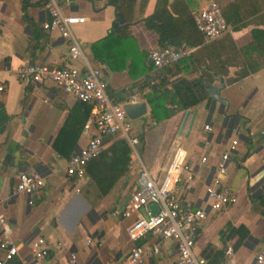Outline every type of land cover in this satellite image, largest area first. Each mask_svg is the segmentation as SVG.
<instances>
[{
    "label": "crops",
    "instance_id": "obj_1",
    "mask_svg": "<svg viewBox=\"0 0 264 264\" xmlns=\"http://www.w3.org/2000/svg\"><path fill=\"white\" fill-rule=\"evenodd\" d=\"M159 1L73 0L63 4L64 13L85 19L72 33L89 62L103 69L112 100L124 103L133 98L147 103L143 90L149 89H142V83L155 72L147 52L158 48V37L144 18L154 13ZM209 1L168 0V8L174 16L182 12L194 15ZM212 1L222 5L235 0ZM258 4L262 11L250 18L247 27L227 35L237 48L251 42L253 30L264 28V0ZM44 5L45 0H0V83L4 86L0 91V215L18 248L6 264H73L72 256L74 264H110L123 262L137 245L151 247L157 242L151 234L135 242L127 236L136 215L124 219L113 213L120 211L137 187L135 158L160 181L177 148L187 151V169L181 173L175 196L183 205L206 211L195 236L194 255L208 264H222L225 250L232 246L235 263L255 264L256 253L264 247V69L226 83L239 67L231 63L224 71L210 52L195 48L201 67L183 69L178 77L194 80L207 76L209 69L213 73L220 69L222 74L213 76L209 97L190 108L195 115L190 113L183 131L179 133L186 111L155 123L147 103L145 120L137 119L140 132L131 135L140 144L137 157L124 139L107 136L104 153L86 165L83 177H69L65 170L68 159L94 133L84 129L91 105L50 81L29 84L17 77L26 64L54 68L66 58L69 40L44 28L51 20ZM125 25L126 36L114 33ZM219 44L229 47L224 39ZM174 79L166 73L164 90H171ZM160 80L154 84L159 85ZM211 87L219 89L220 100L211 96ZM121 91H126L122 98L117 95ZM122 140L130 154L109 150ZM232 141L238 143L227 161L223 182L236 202L222 211H209L206 195L219 157ZM22 173L40 174L43 188L31 195L15 194ZM37 238L46 241V259L31 256L30 243ZM176 258L174 243L161 241L159 253L141 264H173Z\"/></svg>",
    "mask_w": 264,
    "mask_h": 264
},
{
    "label": "built area",
    "instance_id": "obj_2",
    "mask_svg": "<svg viewBox=\"0 0 264 264\" xmlns=\"http://www.w3.org/2000/svg\"><path fill=\"white\" fill-rule=\"evenodd\" d=\"M73 0H45V9L51 20L45 23L44 28L49 32H57L62 37L68 38L67 55L60 67H49L42 64H26L17 72L19 81L29 84H38L43 81L54 83L59 89H64L78 101L91 105V113L84 125L85 131L90 129L94 133L90 136L86 146L67 161L66 173L69 177H83L86 165L103 152V140L107 136H118L129 144L133 155L137 157L139 141L131 137L130 120L124 109L125 103H135L131 98L124 103H114L110 98L104 78L103 69L95 67L83 54L81 47L73 35V27L83 23L84 18L64 13L63 4ZM193 20L203 37L204 44L220 39L231 27L224 19L219 5L214 1L198 10L193 15ZM194 49L182 48L176 50L171 47L150 49L147 57L155 70H161L169 65L179 62L182 57L193 52ZM4 86L0 83V91ZM208 129V126H205ZM237 141H232L225 152L220 155L216 171L212 179L213 185L209 187L206 195V207L209 211L219 212L234 204L229 186L224 185L227 161L237 146ZM187 151L177 148L167 165L163 178L158 181L152 178L145 164L135 158L133 164L138 171L137 187L129 195L122 210L113 213L120 218H130L136 215L135 220L128 228V238L135 242L146 235L155 237L157 242L151 247L137 245L133 247L128 257L123 262L112 261L110 264H141L147 257L159 253L161 241L174 243L177 258L173 264H208L203 258L196 257L193 253L195 236L200 229L201 222L206 218L204 209L193 208L190 204L183 205L176 198V187L180 176L185 169ZM206 159H202L205 163ZM44 186V179L38 173H22L15 185V194L31 195ZM155 204L158 212L152 215L149 205ZM144 214H140V211ZM90 241L87 242L89 244ZM0 250L3 259L0 264H6L18 253V248L10 236L5 219L0 215ZM31 256L36 260L46 259L49 256L46 241L43 238L34 239L30 243ZM226 261L222 264H237L233 260L232 246L225 250ZM75 256L71 262L75 263ZM255 264H264V247L254 257Z\"/></svg>",
    "mask_w": 264,
    "mask_h": 264
},
{
    "label": "trees",
    "instance_id": "obj_3",
    "mask_svg": "<svg viewBox=\"0 0 264 264\" xmlns=\"http://www.w3.org/2000/svg\"><path fill=\"white\" fill-rule=\"evenodd\" d=\"M113 3L116 4L115 0H113ZM219 7L224 19H226L233 31L247 27L250 18L258 15L262 11L258 0H235L219 5ZM144 21L146 26L157 35L158 48L171 47L176 50L182 48H203L201 50L210 52V57L214 58L217 65L223 68L224 71L227 69V65L231 63L233 66H238L239 70L234 73L233 77H228L226 83H234L264 69V28L253 30L251 33V42L240 48H237L232 42V39L227 36L229 32L223 35L220 40L217 39L207 46L204 44L203 37L195 24V20H193L191 12H185V14L182 12L177 16L172 15L168 8V0H160L154 13L145 17ZM128 32V25L114 31V33H117L121 37L126 36ZM223 39L228 42L229 47L219 44ZM194 52H190L182 57L179 62L158 71L151 64L150 69L155 72L147 80H144L143 83L140 81L142 83V89H149L143 90L146 91L143 97L150 105L152 122L158 123L169 119L175 114L184 112L190 108H195L209 97L208 87L213 82V76L222 74L220 69L217 73H213L209 69L210 73H207V76H201L194 80L178 77V74L183 69H188L191 66L201 67L200 61L198 60L199 57L197 58ZM166 73L175 77L170 82V91L164 90L167 84L164 82ZM159 78H162V80H160L159 85H155L154 81ZM125 93L126 91H121L117 95L122 98L121 96ZM109 96L112 98L110 94ZM112 101L114 103L121 102V100ZM122 146H125V148ZM109 150L114 153L123 152L127 155L131 153L130 148L123 140L119 141L117 145Z\"/></svg>",
    "mask_w": 264,
    "mask_h": 264
},
{
    "label": "water",
    "instance_id": "obj_4",
    "mask_svg": "<svg viewBox=\"0 0 264 264\" xmlns=\"http://www.w3.org/2000/svg\"><path fill=\"white\" fill-rule=\"evenodd\" d=\"M221 84L224 86L222 81H221ZM210 93H211V96L215 100H220L218 88L211 87ZM124 109L126 111V115H127L129 120L141 119L143 121V120H145L146 113H148V104L145 101L135 102V103H125ZM190 113H192L191 109L186 110V113H184V117H183L182 123H181L180 128H179V133H181L183 131L184 126H185V124L189 118ZM194 115H195V112L192 113L193 117H194ZM192 116L189 120L188 127H190V124L192 123V120H193ZM129 198H130L129 195L125 198V200L123 201V203L120 206V210H122V208L124 207L125 203L128 201ZM149 210H150V213L152 215H155L158 212V207L155 204H151V205H149Z\"/></svg>",
    "mask_w": 264,
    "mask_h": 264
},
{
    "label": "rangeland",
    "instance_id": "obj_5",
    "mask_svg": "<svg viewBox=\"0 0 264 264\" xmlns=\"http://www.w3.org/2000/svg\"><path fill=\"white\" fill-rule=\"evenodd\" d=\"M138 121L136 120H130V124H131V131H130V135H132L133 133H139L140 132V127L138 125Z\"/></svg>",
    "mask_w": 264,
    "mask_h": 264
}]
</instances>
